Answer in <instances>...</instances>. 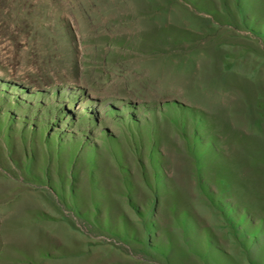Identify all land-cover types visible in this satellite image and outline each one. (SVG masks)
Masks as SVG:
<instances>
[{
  "label": "rangeland",
  "instance_id": "rangeland-1",
  "mask_svg": "<svg viewBox=\"0 0 264 264\" xmlns=\"http://www.w3.org/2000/svg\"><path fill=\"white\" fill-rule=\"evenodd\" d=\"M0 264H264V0H0Z\"/></svg>",
  "mask_w": 264,
  "mask_h": 264
}]
</instances>
